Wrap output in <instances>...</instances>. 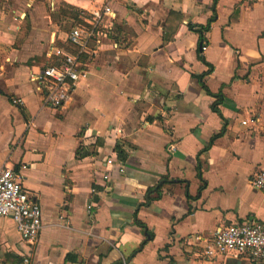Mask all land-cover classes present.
I'll use <instances>...</instances> for the list:
<instances>
[{
	"label": "crops",
	"instance_id": "crops-1",
	"mask_svg": "<svg viewBox=\"0 0 264 264\" xmlns=\"http://www.w3.org/2000/svg\"><path fill=\"white\" fill-rule=\"evenodd\" d=\"M107 1L0 0V171L20 170L43 220L30 247L0 217V264L29 250V264H264L202 255L220 225L264 224L250 183L264 170V4L110 0L86 80L44 106L31 72L59 64L51 49L73 52L71 31ZM213 17L202 51L189 24Z\"/></svg>",
	"mask_w": 264,
	"mask_h": 264
},
{
	"label": "built area",
	"instance_id": "built-area-1",
	"mask_svg": "<svg viewBox=\"0 0 264 264\" xmlns=\"http://www.w3.org/2000/svg\"><path fill=\"white\" fill-rule=\"evenodd\" d=\"M241 2L264 4V0ZM114 19L115 13L108 0L99 11L91 13V17L85 21L86 25L77 26L71 31L69 41L73 52L65 53L57 48L51 49L52 54L61 57L59 64L46 65L36 72H31V80L42 94L44 106L48 105L54 110L62 108L76 86L86 80L87 59L93 57L97 49L103 45ZM92 43L95 44V48L91 46ZM206 49V44L201 46L202 51ZM20 102V99L13 100V104L19 105ZM105 164L112 166L115 162L108 158ZM117 166L119 172H124L122 163H117ZM26 168V165L21 166L22 170ZM101 175L103 180L109 179L108 172L105 171ZM23 178L20 170L5 168L0 171V217L10 218L21 239L31 247L43 228L42 209L23 187ZM250 183L253 188L264 192V170L258 172ZM92 207V204H89L87 210L90 211ZM30 252L31 250L23 256L22 264H29ZM245 253L264 261V224L254 222L220 225L202 255L214 260L222 256L238 257Z\"/></svg>",
	"mask_w": 264,
	"mask_h": 264
},
{
	"label": "trees",
	"instance_id": "trees-1",
	"mask_svg": "<svg viewBox=\"0 0 264 264\" xmlns=\"http://www.w3.org/2000/svg\"><path fill=\"white\" fill-rule=\"evenodd\" d=\"M215 2H216V0H214V3ZM213 21H214V17L209 19L205 25L189 24V28L191 30L195 31L196 33H198V35H199V49L201 48L202 44L204 43V35H205L206 32H208L210 30V26H211V23ZM54 65H56V64H54ZM211 70H212V67L210 66L209 67V71L206 74H203L202 76H198V78L202 79L203 76H205L208 73H210ZM201 85H202L203 90L208 95H211V96L215 97V101L212 104V108H213V110L218 111V106L223 102V96L220 93L212 94L208 90V88L206 87V85L203 82H201ZM213 140L214 139H212L210 141L209 145L204 149V151H206V149H208V147L211 145ZM114 149H115V151L117 153V156H118L119 160L124 162L125 159H126V153H125V150L123 149L122 145L121 144H116ZM165 181H166V178L165 179L162 178L158 184H156L153 188L148 190L149 194L152 193V192H155V193H157L159 195L160 194L159 193L160 192V188L164 184ZM150 200H152V198L149 195L147 202L150 201Z\"/></svg>",
	"mask_w": 264,
	"mask_h": 264
}]
</instances>
